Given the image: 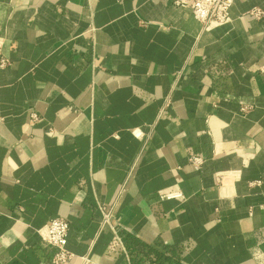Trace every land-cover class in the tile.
<instances>
[{"label": "crops", "instance_id": "1", "mask_svg": "<svg viewBox=\"0 0 264 264\" xmlns=\"http://www.w3.org/2000/svg\"><path fill=\"white\" fill-rule=\"evenodd\" d=\"M253 8L203 25L171 0H0V264H53L38 230L56 217L65 264H264Z\"/></svg>", "mask_w": 264, "mask_h": 264}, {"label": "built area", "instance_id": "2", "mask_svg": "<svg viewBox=\"0 0 264 264\" xmlns=\"http://www.w3.org/2000/svg\"><path fill=\"white\" fill-rule=\"evenodd\" d=\"M172 4L176 7L187 9L191 12L193 17L201 22L203 25L211 23H225L229 20L230 9L234 0H171ZM249 15L256 19L264 17V11L259 8H253L248 12ZM9 64L8 58L3 54L2 43H0V69L7 67ZM261 72H264V65L261 67ZM30 122L38 120V115L34 112L29 114ZM132 133L135 137H142V132L139 129H133ZM190 165L200 167L204 160L199 156H190L187 159ZM237 175V172H218L216 174V183L221 197H228L230 194V183L226 177ZM257 182L253 183L256 184ZM182 197L180 191H170L165 189L160 191V199H179ZM102 214V225H111V213L105 207L100 206ZM68 221L62 217H56L49 221L46 225L38 230L42 239L49 245L55 248V253L52 258L53 264H65L69 262L73 253L67 248V234H68ZM111 228L113 226L111 225ZM87 260V259H86Z\"/></svg>", "mask_w": 264, "mask_h": 264}]
</instances>
